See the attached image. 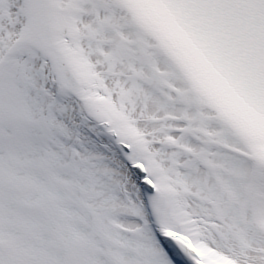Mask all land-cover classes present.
Instances as JSON below:
<instances>
[{
	"label": "snow or ice",
	"instance_id": "obj_1",
	"mask_svg": "<svg viewBox=\"0 0 264 264\" xmlns=\"http://www.w3.org/2000/svg\"><path fill=\"white\" fill-rule=\"evenodd\" d=\"M0 264H264V0H0Z\"/></svg>",
	"mask_w": 264,
	"mask_h": 264
}]
</instances>
